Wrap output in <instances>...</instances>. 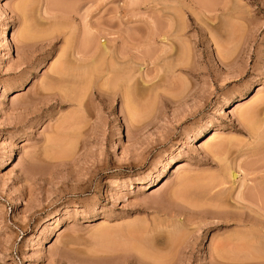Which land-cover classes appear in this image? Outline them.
Masks as SVG:
<instances>
[{
	"label": "rangeland",
	"instance_id": "obj_1",
	"mask_svg": "<svg viewBox=\"0 0 264 264\" xmlns=\"http://www.w3.org/2000/svg\"><path fill=\"white\" fill-rule=\"evenodd\" d=\"M260 101L264 0H0V264H264Z\"/></svg>",
	"mask_w": 264,
	"mask_h": 264
},
{
	"label": "bare ground",
	"instance_id": "obj_2",
	"mask_svg": "<svg viewBox=\"0 0 264 264\" xmlns=\"http://www.w3.org/2000/svg\"><path fill=\"white\" fill-rule=\"evenodd\" d=\"M195 2V1H194ZM72 43V42H71ZM91 45V44H90ZM95 47V46H94ZM107 48V47H106ZM80 50V49H79ZM106 51H108L107 49H105ZM66 51H67V49H66ZM105 53V52H104ZM102 54V53H101ZM65 55V54H64ZM113 57V56H112ZM95 59V58H94ZM115 59V58H114ZM64 60V59H63ZM68 60V59H67ZM71 60V59H70ZM95 61V60H94ZM64 62H66V61H64ZM73 62V61H72ZM79 62V61H78ZM91 62V61H90ZM61 63H63V62H61ZM85 63V62H84ZM93 63H95V62H93ZM92 63V64H93ZM117 63V62H116ZM63 64H66V63H63ZM62 64V65H63ZM68 64V63H67ZM112 64V63H111ZM115 64V63H114ZM63 67H65L64 65H63ZM73 67V66H72ZM131 67V66H130ZM70 68V67H69ZM89 68V67H88ZM72 69V68H71ZM93 69V68H92ZM55 70V69H54ZM59 73L58 74H60L57 78H55L54 80L56 81H63V82H67V81H70V80H72V79H70L69 77L71 76V75H67V73L66 72H64V70H62V68H59ZM122 70V69H121ZM131 70V69H130ZM129 70V71H130ZM80 71V70H79ZM83 72V71H82ZM121 72V71H120ZM132 72V71H131ZM66 73V74H65ZM78 74V73H77ZM77 74H75L76 76H77ZM135 75V74H134ZM134 75H133V77H134ZM79 76V75H78ZM83 76V75H82ZM84 76H86V74L84 75ZM81 77V76H80ZM72 78H73V76H72ZM133 79V78H132ZM118 80V79H117ZM131 80V77H129V79H128V81H130ZM73 81V80H72ZM82 81V80H81ZM79 82V81H78ZM155 82V81H154ZM58 83V82H57ZM59 84V83H58ZM74 84V83H73ZM127 84H129V83H127ZM66 85V84H65ZM130 85V84H129ZM128 85V86H129ZM138 86V85H137ZM151 86V85H150ZM135 87V86H134ZM61 88H63V87H61ZM131 89H132V87H130ZM156 88V87H155ZM147 89V88H146ZM128 90H129V88H128ZM127 90V91H128ZM137 90V89H136ZM151 90V89H150ZM156 91V90H155ZM71 92V91H70ZM136 92V91H135ZM134 92V93H135ZM147 92V91H146ZM64 93V92H63ZM127 93V92H126ZM157 93V92H156ZM43 94V93H42ZM72 94V93H71ZM45 95V94H44ZM52 95V94H51ZM122 95V94H121ZM55 96V95H54ZM83 96V94L82 95H79V94H73L72 96H70L69 97V101H74L76 104H78L80 107H82L83 106V100H84V97H82ZM140 96V95H139ZM132 97V96H131ZM127 99V98H126ZM135 99V98H134ZM132 100V99H131ZM261 100V99H260ZM127 101V100H126ZM260 103H264V101L263 102H261L260 101ZM259 103V104H260ZM256 106V105H255ZM259 107H260V105H258ZM257 107V106H256ZM81 109V108H80ZM248 109V108H247ZM256 110H258V109H256ZM259 111V110H258ZM258 111H257V113H258ZM130 112V111H129ZM255 112V109L254 108H250V109H248V110H246V112L244 113V116H243V119L242 120H244L245 122H249V120L252 118V116H253V113ZM255 114V113H254ZM256 115V114H255ZM255 118V117H254ZM242 122V121H241ZM240 122V123H241ZM253 122V121H252ZM257 122V121H256ZM250 123H251V121H250ZM250 123H246L247 125H250ZM258 123V122H257ZM257 123H254V125H256ZM243 124V123H242ZM251 124H253V123H251ZM247 127V126H246ZM248 127H250V126H248ZM251 129H252V131H250V130H248V131H250L249 133L251 134V132L252 133H254V134H259L258 132V128L255 126H252L251 125V127H250ZM259 128H261V126L259 127ZM246 129V128H245ZM248 129V128H247ZM256 137V136H255ZM258 138H260V137H258ZM264 138V137H263ZM261 139V138H260ZM221 143V142H220ZM231 143H229V144H226V142L224 143V142H222L219 146L217 145V147H220V149L219 150H221V148H222V150H224V149H227L228 147H229V145H230ZM224 148V149H223ZM216 150V149H215ZM230 150V149H229ZM219 151H218V149H217V153H218ZM223 152V151H222ZM222 160V159H221ZM239 166V165H238ZM254 170V169H253ZM211 176V175H210ZM233 178V181L235 182V180L237 179V174H236V172L234 171V170H230V169H227L226 167H222L221 169H220V171H219V173L216 175V176H214V177H210V179L208 180V179H206V181L208 180V183H206L205 185H202V186H199L198 188V190H197V188H196V186H195V188H196V190H197V192L196 193H198L199 194V196H202V198L203 197H205V198H207V197H211V198H213V199H218V198H220V197H222V195H224V193H227L226 192V185L227 184H229V180H231V179ZM255 179H256V177H255ZM184 181V180H183ZM205 181V180H204ZM255 182V181H254ZM196 183V182H195ZM188 184V183H187ZM245 180L242 182V184H241V188H240V190H239V192H238V195H237V198L239 199V200H245V198L246 197H252V199H254L253 197H261V194H263L264 192L263 191H259V189H257L256 187L255 188H252L250 191H249V193L248 192H246L245 190H243V187H245ZM188 189V188H187ZM229 190H231V189H229ZM258 190V191H257ZM246 193H245V192ZM195 193V194H196ZM194 194V195H195ZM187 195H188V193H187ZM196 196H197V194H196ZM207 196V197H206ZM195 197V196H194ZM193 197V198H194ZM259 199V198H258ZM202 200V199H201ZM219 200V199H218ZM222 200V199H221ZM200 201V200H199ZM204 201V200H203ZM206 201V200H205ZM213 201H215V200H213ZM217 201V200H216ZM225 201V200H224ZM209 202V201H208ZM245 202V201H244ZM203 203V202H202ZM228 203V202H227ZM221 205V204H220ZM219 205V206H220ZM223 205V204H222ZM228 205V204H227ZM235 206V205H234ZM233 206V207H234ZM242 206V205H241ZM236 207V206H235ZM220 212H222V211H220ZM238 212V211H237ZM236 212H234V214H235ZM239 214V213H238ZM242 215V214H241ZM250 215V214H249ZM252 216V215H251ZM229 221V220H228ZM239 221H244V219H239ZM264 221V220H263ZM128 231V230H127ZM141 231V230H140ZM135 232V231H134ZM153 232V231H152ZM167 232V231H166ZM141 233V232H140ZM168 233V232H167ZM153 234V233H152ZM135 235V234H134ZM254 235V234H253ZM136 236V235H135ZM142 237V236H141ZM151 237V236H150ZM251 237V236H250ZM254 237H256V235H254ZM134 238V237H133ZM137 239V238H136ZM174 239V238H173ZM257 241V240H256ZM259 241V240H258ZM152 242V241H151ZM150 244V243H149ZM253 245H256V244H253ZM250 248V247H249ZM223 249V248H222ZM221 250V249H220ZM254 250V249H253ZM256 250H258V249H256ZM219 251V250H218ZM264 252V251H263ZM259 253V252H258ZM242 254V253H241ZM243 256V255H242ZM251 256V255H250ZM264 256V255H263ZM246 257V256H245ZM259 257V256H258ZM221 262V261H220Z\"/></svg>",
	"mask_w": 264,
	"mask_h": 264
}]
</instances>
